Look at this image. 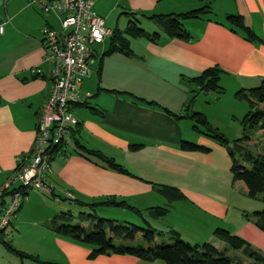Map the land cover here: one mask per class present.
<instances>
[{"label":"crops","instance_id":"obj_1","mask_svg":"<svg viewBox=\"0 0 264 264\" xmlns=\"http://www.w3.org/2000/svg\"><path fill=\"white\" fill-rule=\"evenodd\" d=\"M208 3L213 14L204 20L183 22L189 41L164 35L157 43L131 39L133 55L103 58L99 74L98 65L111 36L92 46L93 71L78 91L87 105L72 107L79 121L74 137L87 149L115 160L132 176L99 167L68 146L72 153L51 161L47 183L52 186V194L45 195L65 210L60 203L68 192L74 200L65 201L78 207L87 208L83 204L107 199L124 201L142 215L155 207H169V213L157 219L166 223L163 236L172 229L190 244L207 242L223 250L226 245L213 235L215 229L221 228L264 255V233L244 216L261 211L263 205L247 197L242 183H231V160L226 150L199 135L197 144L210 151L207 154L183 151L181 142L188 140L185 123L190 120H177L160 108L135 99L153 102L183 116L190 91L195 89L190 80L211 67L223 72L220 81L233 94L257 87L264 78V0H93V9L111 32L124 30L134 16L139 25L141 20L153 23L157 30L152 33H156L161 31L148 17L182 14ZM228 15L241 16L245 26L262 42L250 43L232 32L224 25ZM1 23L4 35L0 38V192L19 159L29 153L34 143L38 114L49 90V65L43 61L41 30L44 27L60 30V20L52 13L43 14L29 0H0ZM202 99L205 100L199 96L191 110L203 113L210 121ZM219 101L212 105L217 106ZM242 105L233 107L234 115L238 111L242 116L247 111V106ZM210 123L215 126L213 121ZM255 137L264 138L255 132L244 147L249 150L254 147L257 154H262L263 147ZM159 185L177 189L183 199L169 204L159 193ZM30 199L28 192L12 219V236L5 239L23 254L51 264H164L115 254L90 260L89 247L59 237L47 226L60 213L52 217L43 215L29 203ZM104 208L123 216L130 211ZM172 215L175 218L170 222ZM148 217L152 219L149 213ZM110 219L120 222L118 217ZM227 254L242 257L240 251L229 250ZM249 263L244 259V264ZM0 264L38 263L13 255L0 244Z\"/></svg>","mask_w":264,"mask_h":264},{"label":"trees","instance_id":"obj_2","mask_svg":"<svg viewBox=\"0 0 264 264\" xmlns=\"http://www.w3.org/2000/svg\"><path fill=\"white\" fill-rule=\"evenodd\" d=\"M205 1V0H199ZM213 14L210 4H205L203 7L182 14L154 15L148 17V20L154 21L161 32L148 33L139 27V21L131 16L129 24L124 30L115 29L112 32L107 50L102 55L97 74L100 73L102 60L105 57L120 54L125 57H131L133 52L130 47L131 39H144L146 41L157 43L164 35L170 39L190 40V35L185 30L183 22L190 20H204L205 16ZM224 25L232 32L240 34L246 41L250 43H261L262 40L250 28L246 27L244 21L239 15H228L224 18ZM223 72L217 67L205 69L197 77L190 80V83L195 86V89L190 91L189 100L183 110L184 115L179 116L168 111L166 108L155 105L153 102L136 99V102H141L149 106L160 108L177 120L189 119L193 125L192 130L198 135L205 136L223 147L230 160L231 166L229 173L231 175V183H242L243 188L248 198L257 200L262 203L263 209L251 214H245L247 219H250L252 224L264 233V152L262 154L252 153L244 147L250 141V135H246L247 131H255L264 137V78L259 85L252 89H241L234 93V98L238 102H244L247 106V112L241 120L242 137L230 144L229 140L221 134L216 128L212 127L206 116L203 113L191 110L200 94L213 93L218 100L223 94L224 89L219 85L220 78ZM117 93L116 91H109ZM86 101L73 106H86ZM92 112H98L92 109ZM76 126L72 135L74 153L80 155L87 161L102 167L104 169L132 176L115 160L109 158L100 152L89 150L80 145L74 137L77 133ZM264 150V138L261 143ZM180 148L186 152L207 154L210 149L195 143L182 141ZM70 154L68 148L64 146H56L49 148L47 153L51 155V161L58 157H65ZM23 162L27 155L22 156ZM51 164V162H50ZM21 164L19 163L17 167ZM23 198L28 195L30 190L18 188ZM159 193L168 200L169 204H173L183 199L182 194L175 188L160 186ZM15 190H6L0 194V209L5 207L10 196ZM52 194V192H51ZM56 197V196H53ZM65 200L73 201L65 198ZM78 204H83L76 202ZM87 208L92 209L93 214L80 212L77 221L73 223L72 216L61 213L53 217L52 221L47 225L57 236L78 244L87 246L91 249L88 259L92 260L102 255H128L135 257L145 262L160 261L164 264H244V259L250 261L249 264H264V255L255 251L249 243L232 235L225 229L217 228L213 235L222 241L226 248L223 250L216 249L210 243L190 244L180 238V235L169 230L166 234L173 242L170 245H160L158 239L162 236L152 229L143 230L135 225L118 222L111 219L100 218L96 215V210L99 207H119L126 208L138 215L145 223L149 222L143 218L142 213L126 202H117L114 199H107L101 202L83 204ZM21 207V206H20ZM20 209V208H19ZM149 215L152 219L157 220L164 218L169 213V207H155L149 210ZM82 224H86L85 227ZM11 233V227H10ZM12 236V234H11ZM163 237V236H162ZM11 238V237H10ZM3 232L0 233V244L9 253L21 258L30 259L38 264L43 263L38 258L23 254L11 246ZM140 239V240H139ZM229 250L240 251L242 257H232L227 253Z\"/></svg>","mask_w":264,"mask_h":264},{"label":"built area","instance_id":"obj_3","mask_svg":"<svg viewBox=\"0 0 264 264\" xmlns=\"http://www.w3.org/2000/svg\"><path fill=\"white\" fill-rule=\"evenodd\" d=\"M43 14H54L60 20V30L44 27V62L49 65V90L42 105L37 122L36 136L27 158L5 181L0 194L15 190L7 205L0 209V233L11 237L12 219L21 206L23 198L18 188L37 190L51 194L47 183L51 173L49 148H68L79 121L72 113V105L83 102L79 88L91 74L93 64L92 46L104 42L112 32L105 27L93 9V0H29ZM4 35V24H0V38ZM67 153V152H66ZM68 154V153H67ZM66 154V155H67ZM67 199H74L68 192Z\"/></svg>","mask_w":264,"mask_h":264},{"label":"rangeland","instance_id":"obj_4","mask_svg":"<svg viewBox=\"0 0 264 264\" xmlns=\"http://www.w3.org/2000/svg\"><path fill=\"white\" fill-rule=\"evenodd\" d=\"M186 26H188V25H186ZM139 27L150 32V33L157 30L153 23H147L145 20H141ZM105 46L107 47V44H105L104 47ZM100 47H102V46H100ZM98 49H99V47H98ZM219 85L224 89V94L219 98L220 101H219V104L217 106L212 105V103H216L218 101L216 99L217 97L215 94L206 93V94H200L199 96H200V98L205 99V100L202 99L203 103L205 104L203 106V108L205 110H207V112L210 115L208 117H209L210 121H213V123H215L214 124L215 126H213V124L210 123V121L208 120L209 124L212 125V127L216 128L224 136L227 135L230 144H232L235 140L242 137V127H241L240 123H241V120L243 119L244 115L247 112L246 111L242 116H240L239 114H237L238 113V111H237V113H235V115H236L235 116L233 114L234 112H232V111H234L233 107L236 104H238V106H239L240 103L243 104L242 106L246 107V104L244 102L242 103V102H238L235 100L234 94L231 93V91L228 88H226L227 84L223 80L219 82ZM210 104H211V107H209ZM185 124L187 126L186 127V129H187L186 134H187V138H188L187 141L189 143L197 144V140L199 138V135L192 131L191 127H192L193 123H191L190 121H186ZM253 134H255V131H253V130L246 132V135H253ZM255 139H257L258 140L257 143L261 145L262 139H260L259 137H255ZM72 147H73L72 145H69L70 149ZM260 150L262 151L261 147H260ZM250 151L252 153L257 154L256 148H254V147H252V149ZM160 186L161 185H159L157 187H160ZM29 193L31 194V199H30L29 203L36 206L37 211L43 215H49L52 217V216L59 214V213L60 214L61 213L69 214L71 212L74 216V222H76L77 218H78V214L80 212L93 214L92 209L85 208V207H78L77 204H73V203L67 202V201H62L60 203V204L65 205V208L67 210H65L64 208L61 209V207L57 205L56 201L54 199H52L49 195H45V193H42V192L37 191V190H30ZM23 202H25L24 198L21 199V204ZM162 208H164V207H162ZM125 214H127V216L116 215V214L112 213V211H110L109 208H104V207L103 208L99 207L96 209V215L100 218L110 219L112 217H118L119 221L121 223L126 222L129 224L135 225L136 227L143 229V230H148L150 228V229L154 230L155 232L161 233V234L165 233V231H166L165 221H158V220L150 219L148 217V212L143 213V216H144L143 218L149 222V225L147 223H145L142 218L138 217L137 215H135L131 211H127V213H125ZM170 217H171V219H169V221L171 222L174 220L175 215H172ZM162 236L159 239L160 245L172 244L173 241L171 239H168L166 235L163 237ZM204 243H207V242H200L199 245H202Z\"/></svg>","mask_w":264,"mask_h":264}]
</instances>
